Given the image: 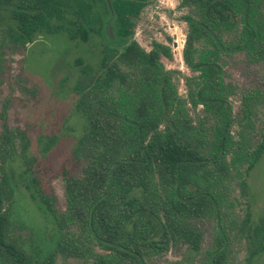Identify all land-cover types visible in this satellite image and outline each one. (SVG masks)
I'll list each match as a JSON object with an SVG mask.
<instances>
[{
	"label": "trees",
	"instance_id": "obj_1",
	"mask_svg": "<svg viewBox=\"0 0 264 264\" xmlns=\"http://www.w3.org/2000/svg\"><path fill=\"white\" fill-rule=\"evenodd\" d=\"M145 4L0 0V54L5 42L25 48L39 32L64 31L82 41L90 33L102 37L101 77L75 59L74 108L86 127L60 171L63 207H53L54 199L38 188L40 203L64 231L56 252L93 264H154L182 245L198 253L197 223L206 221L211 235L204 264H232L233 230L242 232L249 221L248 213L238 219L232 189L243 194L245 177L264 151V138L253 141L246 127L254 105L264 104V89L241 92L233 115L234 86L224 79L221 59L242 52L252 62L264 61V0H179L186 25L181 57L191 73L183 97L174 70L160 60L171 58L169 46L153 40L145 50L132 38ZM198 106L203 114L195 117ZM3 128L4 143L9 136ZM21 141L25 148L28 140L21 135ZM3 201L0 194V264H29L7 233ZM246 237L251 258L263 248L264 218Z\"/></svg>",
	"mask_w": 264,
	"mask_h": 264
},
{
	"label": "rangeland",
	"instance_id": "obj_2",
	"mask_svg": "<svg viewBox=\"0 0 264 264\" xmlns=\"http://www.w3.org/2000/svg\"><path fill=\"white\" fill-rule=\"evenodd\" d=\"M185 9L179 0H146L135 21L132 38L145 50L153 40L169 46L171 58L161 57L165 68L174 70L173 80L180 96L186 95L184 77L190 75L181 57L186 25ZM100 37L90 33L86 41L71 40L64 31L39 32L25 44L13 47L5 42L0 54V132L8 129L9 140L0 151L1 212L6 216L7 233L13 238L29 264H93L91 258L64 256L56 252L63 230L55 227L39 201V190L52 197L53 207H63L60 171L69 166L70 151L84 132L86 121L74 108L77 98L73 85L79 66L87 64L94 76L97 69ZM221 65L226 82L234 86L230 95L233 115L239 110L241 92L264 89V61L252 62L244 53L223 56ZM195 117L203 114L198 106ZM247 130L252 140H263L264 104H255ZM238 130V126H235ZM18 132V133H16ZM21 135L28 140L24 148ZM32 178L37 183L34 184ZM246 188L236 198L233 209L238 219L248 213V223L237 232L230 250L232 264H264L263 248L247 257L246 234L264 218V151L245 177ZM202 231L201 248L194 253L184 245L170 249L152 261L154 264H204L203 249L210 242L211 225L198 222ZM74 233L76 227L70 228ZM232 232V233H234ZM95 252H101L97 247Z\"/></svg>",
	"mask_w": 264,
	"mask_h": 264
}]
</instances>
